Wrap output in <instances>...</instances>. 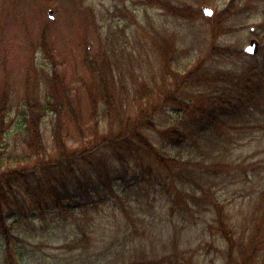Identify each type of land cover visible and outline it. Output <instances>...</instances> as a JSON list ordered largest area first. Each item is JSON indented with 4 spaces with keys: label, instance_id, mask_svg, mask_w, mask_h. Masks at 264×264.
Here are the masks:
<instances>
[{
    "label": "trees",
    "instance_id": "16d2710c",
    "mask_svg": "<svg viewBox=\"0 0 264 264\" xmlns=\"http://www.w3.org/2000/svg\"><path fill=\"white\" fill-rule=\"evenodd\" d=\"M243 5L240 0H229L209 17L210 54H244L242 49L216 44L219 33L228 29L221 27L222 23ZM180 6H174L172 13L184 14L186 8ZM151 44V53L165 79L162 87L140 82L134 68H126L132 78H125L120 66L122 57L109 48L97 47L83 57L91 77L85 84V95L94 126L76 147L65 140L61 109H69L75 122L81 121V108L79 103L72 104L67 86L57 78L54 69L53 77L47 80L50 91L46 89L43 97L22 103L23 141L16 152H8L5 143L13 105L0 92L3 264H31L24 257L22 245H18L23 237L20 227L15 225L16 218L38 215L45 219L50 215L55 222H69V226L76 227V233L84 234L83 220L89 207L113 202L126 211L129 197L122 196L126 189L144 190L148 202L154 203L158 198L160 206L166 208L164 215L137 210V216L142 223L151 217L155 223L172 224L174 232L168 251L148 255L142 250L120 264H195L194 250L182 245L183 233L214 208L217 231L225 246L223 264H264V188L246 232L237 229L233 216L223 203L216 201L212 191L216 181L212 176L234 168L244 170L245 165L217 158L192 161L164 149L190 146L193 142L198 146L197 139L207 141L206 146L210 147L230 142L218 141L216 137L227 136L226 140H230L233 134L264 130V45L260 42L261 55H254L241 68L212 70L205 59L179 65L173 50L154 39ZM165 106L181 111L183 117L158 127L156 120ZM52 112L50 146L45 141L43 120ZM189 120L195 127L189 126ZM76 127L82 131L78 124ZM153 130L161 135V146L155 143ZM225 152L226 148L221 153ZM250 167L260 179L264 164L256 162Z\"/></svg>",
    "mask_w": 264,
    "mask_h": 264
},
{
    "label": "rangeland",
    "instance_id": "374dc122",
    "mask_svg": "<svg viewBox=\"0 0 264 264\" xmlns=\"http://www.w3.org/2000/svg\"><path fill=\"white\" fill-rule=\"evenodd\" d=\"M228 1L0 0V92L13 105L11 127L5 140L8 152L18 151L23 141L22 103L26 100L33 102L43 97L46 89L50 91L47 80L53 77V69L57 78L67 86L72 104L79 103L82 113L81 121L74 122L70 110L61 109L67 144L76 147L78 141L90 134L94 118L88 113L85 84L91 81V77L83 57L96 51L97 47L109 48L122 57L121 73L125 78H132L126 68H134L138 80L152 87H162L165 81L151 53L152 39L173 50L179 65L205 59L212 70H234L254 59V55L260 56V48L256 54L244 51L241 56L208 52L211 19L202 13L200 6L208 5L216 13ZM240 1L245 6H240L241 9L239 7V11L228 20L221 21V27L228 29L219 33L216 44L243 50L249 38L254 36L264 45V0ZM180 5L186 8L184 14L172 13L176 10L173 7ZM49 9L53 10L52 17L48 16ZM181 113L165 106L156 124L165 127L183 117ZM53 114L49 113L43 120L45 141H49L50 146ZM188 124L195 127L192 120ZM152 132L155 143L161 146V135ZM226 138H214L230 142L211 144L210 147L206 146L207 141L197 139L198 146L193 142L190 146L182 144L164 149L192 161L226 159L245 165L244 170L234 168L229 173L212 176L216 178L212 191L216 201L223 203L233 216L237 229L246 232L264 188V167L260 169V179L250 167L256 162L264 164V130L233 134L230 140ZM225 148L226 155L221 153ZM126 194L129 197L126 211L119 203L113 202L98 201V207H89L83 220L84 234L76 233V227L69 226V222H55L50 215L45 219L38 215L16 218L17 224H14L20 227V236L23 237L18 245H22L24 257L31 264H120L142 250L148 255L168 251L173 225L155 223L151 217L142 223L137 216L138 211L164 215L166 208L160 206L161 201L157 198L154 203L148 202L144 190L126 189L122 196ZM215 214V208L210 209L205 217L183 233L182 245L194 250L195 264H223L225 246L217 231ZM1 248L0 236V251ZM0 264H3L1 257Z\"/></svg>",
    "mask_w": 264,
    "mask_h": 264
},
{
    "label": "water",
    "instance_id": "95a60500",
    "mask_svg": "<svg viewBox=\"0 0 264 264\" xmlns=\"http://www.w3.org/2000/svg\"><path fill=\"white\" fill-rule=\"evenodd\" d=\"M201 10L207 16H211L213 14V12H214L213 9L210 6H208V5H202L201 6ZM52 14H53V10L49 9L48 10V16L52 17ZM244 50L247 53H250V54L257 53L258 50H259V41L257 40V38L256 37H251L249 39L247 45L244 47Z\"/></svg>",
    "mask_w": 264,
    "mask_h": 264
}]
</instances>
